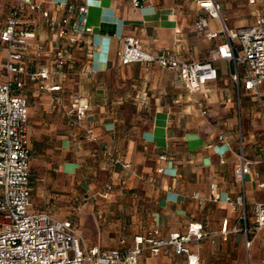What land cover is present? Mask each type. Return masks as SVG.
<instances>
[{
    "label": "crops",
    "instance_id": "crops-1",
    "mask_svg": "<svg viewBox=\"0 0 264 264\" xmlns=\"http://www.w3.org/2000/svg\"><path fill=\"white\" fill-rule=\"evenodd\" d=\"M33 1L55 18L63 16L58 5L80 3ZM197 1L137 0L134 7L131 0H86V25L92 33L75 37L74 44L50 34L38 14H19L20 28L32 34L21 59L26 70L50 71L56 56L65 59L63 75H49L44 81L59 86L58 92L39 90L26 80L20 91L27 104L31 210L69 220L85 245L101 250L116 248L120 238L123 248H130L133 237L148 226L165 238L197 223L209 236L188 246L197 253L198 264H264V233L251 239L246 248L241 222L224 203L225 196L239 193L240 186L233 179L239 147L250 168L243 182L247 210L264 202L260 194L264 190V133L261 137L250 134L242 141L235 140L232 132L246 112L261 119L253 113L255 106H241L240 101L244 105L247 97L254 103L257 100L256 107L263 111L261 101L242 90L236 98L228 74L218 73L220 67L228 68L223 61L213 64L216 78L206 84L209 91L203 94L187 92L172 71L141 63L120 66L115 57L117 38L131 36L150 54L169 50L178 60L206 59L221 37L206 40L204 35L217 31L219 23L207 19L205 29L196 32L193 23L203 15ZM219 6L227 30L249 26L264 16V0H219ZM10 7L11 0H0V29ZM37 48L39 57L34 56ZM4 58L0 43V63ZM52 96L58 98L56 107H52ZM77 98L87 101L88 110L82 127L69 129L64 114ZM103 146L128 162L135 176L119 168L107 169L101 156ZM160 154L165 161L158 159ZM158 168L161 173L156 172ZM120 179L125 180L123 186L117 184ZM110 180L113 185L106 191ZM211 184L216 186L218 201L209 197ZM137 264L186 263L165 248L155 257L143 252Z\"/></svg>",
    "mask_w": 264,
    "mask_h": 264
},
{
    "label": "built area",
    "instance_id": "built-area-1",
    "mask_svg": "<svg viewBox=\"0 0 264 264\" xmlns=\"http://www.w3.org/2000/svg\"><path fill=\"white\" fill-rule=\"evenodd\" d=\"M131 1L136 7L137 0ZM79 2L76 7L67 3L58 5L63 10V16L55 18L33 0H11L8 16L0 29V43L5 49V58L0 63L4 76L0 82V264H137L143 252L155 257L165 248H169L175 256H182L186 264H198L197 253L190 251L188 246L209 236L197 223H189L183 232L169 233L165 238H159L157 229L148 226L141 235L133 237L130 248H123L124 240L120 238L116 248L101 250L85 245L69 220L56 219L45 211L31 210L27 104L20 91L26 80L36 84L39 90L58 92L59 86H48L44 81L49 75H63L65 59L62 55L56 56L50 71L45 68L26 70L21 59L26 51V40L32 34L20 28L18 16L23 11L36 13L50 34L67 44H74L75 37L92 33V28L86 25V0ZM196 4L203 12L193 23L196 32L205 29L207 19H215L219 23L217 31L204 35L206 40L221 37V42L208 53L206 59L197 62L178 60L169 50L150 54L134 37L122 36L116 40L117 63L120 66L132 63L155 65L174 72L187 92L206 94L209 91L206 84L216 78L213 64L223 61L228 65V77L236 98L242 90L259 99L257 88L264 79V16L258 17L249 26L227 30L219 13V0H198ZM39 55L40 48H37L34 56ZM51 103L52 107L58 105L57 96L51 97ZM87 110V101L77 98L64 114L65 125L70 129H80ZM237 114L239 117V110ZM87 140L94 141V138L87 136ZM101 156L110 171L119 168L135 176L130 164L115 150L110 151L103 146ZM262 156L264 160V149ZM158 159L165 161L164 154H160ZM156 172L161 173L162 168L156 169ZM249 173V162L239 147L233 167V179L240 186L239 193L225 196L224 203L241 222L240 231L246 248L251 239L264 233V202L254 203L249 210L246 207L243 182ZM117 184L123 186L125 180L120 179ZM112 185L110 180L105 184V190L109 191ZM208 193L212 201L219 200L215 184L209 185ZM191 197L197 199L195 195ZM224 227L221 228L223 234Z\"/></svg>",
    "mask_w": 264,
    "mask_h": 264
},
{
    "label": "rangeland",
    "instance_id": "rangeland-1",
    "mask_svg": "<svg viewBox=\"0 0 264 264\" xmlns=\"http://www.w3.org/2000/svg\"><path fill=\"white\" fill-rule=\"evenodd\" d=\"M218 73L222 76H225L226 74H228V68L225 66L220 67L218 69ZM257 92L260 96L259 100L261 101V106H263V111L259 107H256L257 106L256 102L258 101L256 100V102L254 103L250 101L249 97L245 99L246 103L244 105L242 104L241 101L240 103H241V106H247L248 108L250 106H255V109H253V113L254 112L259 113V116L261 119L252 117V114H249L248 112H246L244 117H242L239 121L237 120L233 125L232 132H233V136L235 140L236 138H240L243 141L244 138H246L248 135L250 134L255 135L258 133H259L258 135H260L261 137L262 136L261 134L264 133V79L262 80L261 85L258 86ZM60 125L62 124L60 123ZM256 129H260V132H257ZM260 194L264 197V190H262Z\"/></svg>",
    "mask_w": 264,
    "mask_h": 264
}]
</instances>
